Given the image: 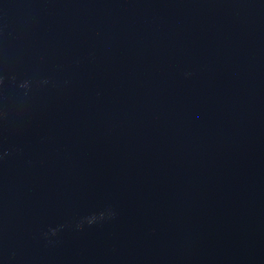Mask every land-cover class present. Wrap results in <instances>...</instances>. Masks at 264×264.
Returning <instances> with one entry per match:
<instances>
[{
  "label": "water",
  "instance_id": "95a60500",
  "mask_svg": "<svg viewBox=\"0 0 264 264\" xmlns=\"http://www.w3.org/2000/svg\"><path fill=\"white\" fill-rule=\"evenodd\" d=\"M0 264H264V0H0Z\"/></svg>",
  "mask_w": 264,
  "mask_h": 264
}]
</instances>
